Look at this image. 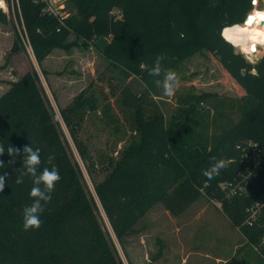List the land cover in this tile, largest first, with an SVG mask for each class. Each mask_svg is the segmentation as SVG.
Returning a JSON list of instances; mask_svg holds the SVG:
<instances>
[{
	"label": "trees",
	"instance_id": "obj_1",
	"mask_svg": "<svg viewBox=\"0 0 264 264\" xmlns=\"http://www.w3.org/2000/svg\"><path fill=\"white\" fill-rule=\"evenodd\" d=\"M252 1L65 0L69 15L62 23L45 12L44 0H17L22 33L16 32L13 52L26 41L41 64L54 49L70 50L78 38L84 39V45L98 46L97 39L104 36L107 48H98L110 61L109 67L118 70L121 79H138L144 88L134 91L123 86L118 105L131 134L116 155L102 153L97 159L80 137L91 112L105 123L116 120L110 102L98 113V97L93 92L88 95L85 88L60 109L89 174L99 170L105 174L95 182V194L70 153L38 71L32 69L12 81L0 95V144L5 146L0 174L8 173L0 192V264H125L102 224L101 212L125 245L156 204L179 215L200 197L220 202L264 261V55L255 63L248 60L223 34L226 27L248 21ZM260 21L255 18L253 23ZM0 22H8L2 8ZM72 34L77 40H69ZM203 51L242 90L241 97L227 99L213 92L183 95L167 117L155 98L162 96V88L154 79L162 77L148 74L156 57L163 56V67L175 70ZM226 102L241 116L220 132L212 131L217 115L225 113ZM212 110L216 116L210 120ZM30 144L41 149L38 171L54 165L61 179L41 214L42 226L24 231L22 212L32 203L33 183L30 176L21 184L16 179L22 149ZM9 145L21 149L13 164L8 163ZM49 156H54L51 163ZM213 156L230 164L207 180L201 173Z\"/></svg>",
	"mask_w": 264,
	"mask_h": 264
},
{
	"label": "rangeland",
	"instance_id": "obj_2",
	"mask_svg": "<svg viewBox=\"0 0 264 264\" xmlns=\"http://www.w3.org/2000/svg\"><path fill=\"white\" fill-rule=\"evenodd\" d=\"M3 1L5 6L0 4V8L7 12L8 22H0V85L7 82L6 79H18L32 69L38 71L42 85L58 115L70 153L73 159L78 161L90 190L95 194V182L101 180L105 174L100 170L94 173V176L89 174L60 109L68 106L85 88L88 89V95L93 92L98 97V113L104 103L110 102L116 120L105 123L91 112L80 131V137L86 141L92 155L97 159L102 153L116 155L126 145L131 134L125 113L118 105V98L124 85L130 86L134 91H140L144 86L135 78L121 79L117 75L118 70L109 67L110 61L103 56L99 46L92 43L84 45L83 38L77 40L76 35L72 34L69 40H77L78 44L70 50L54 49L49 54L52 60L45 66H49L59 78L64 76L76 80L68 86V82L57 79L59 86L56 84L57 88H53L48 76L43 73V64L36 60L31 45L23 41V47L19 51H12L16 32L22 33V27L16 13L17 0ZM252 4L250 17L260 18L256 14L259 8H264V0H253ZM245 22L226 27L225 29L234 26L225 36L238 51L255 63L264 55V47H259L257 55L248 54L241 49L239 44L246 40L248 23ZM263 22L260 21L258 26L264 33ZM174 71L180 78L178 90L173 96H165L162 89V96L155 97L167 117L177 108V99L183 95L213 92L227 99H237L242 95V90L206 51L188 58ZM7 88L9 87L6 85L1 86L0 95ZM69 90H72L71 93ZM225 104V113L217 115L216 124L211 125L212 131L220 132L221 128L236 123L241 116L229 102ZM204 106H208V103L204 102ZM215 116L212 110L208 118L213 120ZM100 216L125 264L172 262L171 260L188 253L191 258L188 264H264L257 247L247 243L241 229L221 209V203L207 197H200L179 215H173L161 203L156 204L138 224V232L126 238L125 245H121L114 235L106 214L101 212ZM212 256L226 259L219 261Z\"/></svg>",
	"mask_w": 264,
	"mask_h": 264
},
{
	"label": "clouds",
	"instance_id": "obj_3",
	"mask_svg": "<svg viewBox=\"0 0 264 264\" xmlns=\"http://www.w3.org/2000/svg\"><path fill=\"white\" fill-rule=\"evenodd\" d=\"M181 38L183 34H181ZM163 56H158L155 59L154 66L149 70V75L162 79H154V84L158 88L163 89V94L165 96H173L178 90L180 84V78L176 71L170 68H164L162 61ZM5 153V146L0 144V156ZM7 154L12 157L9 160V164L15 163L16 157L21 155V149L9 145L7 147ZM22 168L20 169V175L16 179L17 184L23 183V178L25 176H30L32 178L33 187L30 189V197L32 198V203L26 205L22 212V228L24 231L38 230L43 221L41 220V214L45 210V205H47L52 199V193L55 191L57 182L61 179L59 170L53 165L51 169L45 167L42 171H38L41 164V149L39 147L33 148L30 145H25L22 149ZM54 159V156H49L48 162ZM212 163L210 166L202 171V175L207 178V180H212L216 176H219L223 169H226L230 161L225 158H217L215 156L211 157ZM4 161L0 160V168L4 166ZM8 178V173L4 172L0 174V192H3L5 187V181Z\"/></svg>",
	"mask_w": 264,
	"mask_h": 264
},
{
	"label": "crops",
	"instance_id": "obj_4",
	"mask_svg": "<svg viewBox=\"0 0 264 264\" xmlns=\"http://www.w3.org/2000/svg\"><path fill=\"white\" fill-rule=\"evenodd\" d=\"M236 25H240V24H236ZM242 25V24H241ZM235 26V25H234ZM234 26H231V27H229V28H227V29H224L225 30V33H224V35H226V32L228 31H230V30H232V28L234 27ZM226 37V36H225ZM227 38V37H226ZM228 39V38H227ZM230 40V39H229ZM60 58V57H59ZM58 58V59H59ZM52 60V57H51V55H48L47 56V58L45 59V60H43V62H42V64H43V68H44V70H46L47 71V73H46V75L48 76V80H49V82H51L52 83V85H53V88H57L55 85L57 84L58 86H59V81L57 80V79H61V82H68V86L70 85V84H72V82H75V80L76 79H67V78H65L64 76H62L61 78H59L57 75H56V73L54 74V72L52 71V69L51 68H48L47 66H45L46 64H49V62ZM56 75V76H55ZM19 79V78H18ZM18 79H6L7 80V82H3V83H1V85H0V87L1 86H7V87H10L11 86V83L10 82H12V81H16V80H18ZM62 84V83H61ZM64 86H65V84H64ZM66 86H67V84H66ZM8 89V88H7ZM7 89H5L4 90V92L7 90ZM72 89H74V87L72 88ZM70 91H72V90H69L68 92L69 93H71ZM4 92H2V93H4ZM65 93H67L66 91H65ZM56 94V93H55ZM58 95V94H57ZM59 97H61V95H58ZM62 103H64L63 102V100H62ZM188 255H189V257H188ZM207 256H209L208 254H207ZM212 258H214L215 260H224V259H226V258H224V257H220V256H216V257H214V256H212ZM190 253H188V254H185V255H180V257L178 258V259H175V260H171L172 262H167V261H165V262H158V264H188L189 262H190Z\"/></svg>",
	"mask_w": 264,
	"mask_h": 264
},
{
	"label": "bare ground",
	"instance_id": "obj_5",
	"mask_svg": "<svg viewBox=\"0 0 264 264\" xmlns=\"http://www.w3.org/2000/svg\"><path fill=\"white\" fill-rule=\"evenodd\" d=\"M0 4L5 6L3 0L0 1ZM239 46L244 52L251 55H257L260 51L259 47H264V33L259 30L258 23L247 24L246 40Z\"/></svg>",
	"mask_w": 264,
	"mask_h": 264
},
{
	"label": "built area",
	"instance_id": "obj_6",
	"mask_svg": "<svg viewBox=\"0 0 264 264\" xmlns=\"http://www.w3.org/2000/svg\"><path fill=\"white\" fill-rule=\"evenodd\" d=\"M46 3L45 12L52 14L59 18V20L64 23V19L69 15V12L65 10L66 3L65 0H44ZM246 157H249L246 154ZM259 203H257L258 206ZM253 211L252 217H255L257 210L253 207L251 209ZM264 242V237H263Z\"/></svg>",
	"mask_w": 264,
	"mask_h": 264
},
{
	"label": "water",
	"instance_id": "obj_7",
	"mask_svg": "<svg viewBox=\"0 0 264 264\" xmlns=\"http://www.w3.org/2000/svg\"><path fill=\"white\" fill-rule=\"evenodd\" d=\"M97 45L102 51H104L107 48L108 40L104 36H101L97 39ZM252 71L254 73H257V69H253Z\"/></svg>",
	"mask_w": 264,
	"mask_h": 264
},
{
	"label": "snow or ice",
	"instance_id": "obj_8",
	"mask_svg": "<svg viewBox=\"0 0 264 264\" xmlns=\"http://www.w3.org/2000/svg\"><path fill=\"white\" fill-rule=\"evenodd\" d=\"M256 15L259 16L262 21H264V13H257ZM254 19V17H249L247 23L252 24L254 22Z\"/></svg>",
	"mask_w": 264,
	"mask_h": 264
}]
</instances>
